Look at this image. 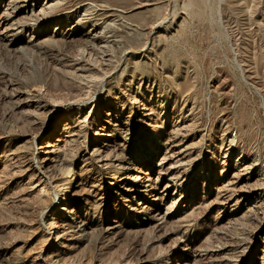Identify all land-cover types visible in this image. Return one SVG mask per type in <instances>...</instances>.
<instances>
[{
	"label": "rangeland",
	"instance_id": "rangeland-1",
	"mask_svg": "<svg viewBox=\"0 0 264 264\" xmlns=\"http://www.w3.org/2000/svg\"><path fill=\"white\" fill-rule=\"evenodd\" d=\"M47 1L7 8L0 0V15L18 13L9 29L0 25V264H264V0H192L187 13L181 0H54L53 11L30 21L19 15ZM82 5L98 9L85 18ZM78 22L84 27L75 29ZM90 28L118 44L95 54L84 42ZM89 74L99 79L88 82ZM29 110L45 121L33 125ZM180 110L179 125L191 126L177 133ZM107 118L124 127L114 138L100 129ZM65 124L79 137L71 140ZM43 131L38 143H68L47 157L49 168L31 140ZM93 142L116 144L91 156ZM241 153L247 171L235 167ZM160 165L186 179L174 197L185 194L177 214L164 219L173 199L161 216L141 208L173 183L162 176L149 188ZM141 171L144 183H128ZM126 185L141 188L139 198L121 197ZM85 203L91 230L65 235L61 210ZM47 249L58 262L38 260Z\"/></svg>",
	"mask_w": 264,
	"mask_h": 264
},
{
	"label": "bare ground",
	"instance_id": "bare-ground-1",
	"mask_svg": "<svg viewBox=\"0 0 264 264\" xmlns=\"http://www.w3.org/2000/svg\"><path fill=\"white\" fill-rule=\"evenodd\" d=\"M3 1V5L4 6H6L7 8H10L13 4H15V3H17L18 2V0H2ZM27 1L28 0H23V2L26 4L27 3ZM37 1V0H36ZM54 0H48L47 2H45V5H43V7L42 8H40V10H39V12L37 11L38 9L37 8H35V9H31V8H29V7H26L25 5H24V7H23V9H21L22 10V12L21 13H19V15H21V18L22 19H29V21H30V19L31 18H34V17H37V15H41V14H43V13H45V12H47V11H53L54 9H55V7H57L56 6V3H54L53 2ZM178 1V0H177ZM200 1H202L203 3H204V0H200ZM222 2L224 1V0H221ZM86 2H87V0H86ZM142 3V2H141ZM140 3V4H141ZM219 3H220V0H219ZM59 5V4H58ZM89 5H91V3L89 4ZM93 5H95V4H93ZM222 5V4H221ZM32 6H34V5H32ZM138 6H140V5H138ZM193 6H194V4H193V1L192 0H181V8H182V10L185 12V13H187V12H189V10H191L192 8H193ZM220 6V5H219ZM5 7V8H6ZM17 7V6H16ZM77 7V6H76ZM94 6H90V8H88L87 7V5H82L81 7H80V9H83V16L85 17V18H87V16L89 15L90 16V11L91 10H93V9H96V7H94ZM12 8V7H11ZM15 8V7H14ZM91 8H93V9H91ZM110 9V7H106L105 8V10L106 9ZM136 8V7H135ZM177 8H178V6L176 5L175 7H174V12H176L177 11ZM97 9H98V7H97ZM102 9V8H101ZM100 9V10H101ZM112 9V8H111ZM218 10H220V8H218ZM6 11V10H5ZM36 11H37V13H36ZM78 11V10H77ZM99 11V10H98ZM94 12V11H93ZM217 12H219L217 15L218 16H220L219 14H221V12L220 11H217ZM99 14V13H98ZM123 14V13H122ZM17 15H18V13L16 14V15H12V12L11 13H5L4 12V15L2 14V15H0V16H2V18H1V20H0V25L1 26H5L6 28H10V26H9V23H10V19L11 20H14V18L15 17H17ZM93 15V14H92ZM95 15H97V14H95ZM43 16V15H42ZM221 16H222V14H221ZM47 17H49V15L47 16ZM123 17H125V18H130L131 17V15L130 14H123ZM43 18V17H42ZM91 18V17H90ZM18 19H19V17H18ZM121 19H123V18H121ZM165 19V18H164ZM225 19V18H224ZM43 20V19H42ZM81 20H82V18H81ZM89 20V19H88ZM166 20V19H165ZM164 20V21H165ZM221 19H219V21H220ZM18 21H22V20H18ZM28 21V22H29ZM32 21V20H31ZM39 21V20H38ZM124 21V20H123ZM164 21H162V22H164ZM167 21V20H166ZM165 21V22H166ZM222 21V20H221ZM220 21V22H221ZM37 22V21H36ZM168 22V21H167ZM224 22V21H223ZM13 23V22H12ZM34 23V22H33ZM161 23V22H160ZM159 23V24H160ZM22 24V23H21ZM29 24V23H28ZM36 24V23H35ZM163 24V23H162ZM221 24V23H220ZM23 25H24V23H23ZM22 25V26H23ZM30 25V24H29ZM223 25V24H222ZM16 26V25H15ZM41 26V25H40ZM94 26V25H93ZM160 26V25H159ZM162 26V25H161ZM164 26V25H163ZM78 27H84V24H81V22L79 23H77V25L75 26V29H77ZM145 27V26H144ZM43 28V27H42ZM5 29V28H4ZM22 29V28H21ZM20 29V30H21ZM91 29V28H90ZM101 29V28H100ZM19 30V31H20ZM39 29L37 28V29H35V31H38ZM99 30V29H98ZM97 29H94V28H92L89 32H86V34H84L83 36H84V39H85V41L84 42H88V43H86L87 45L88 44H91L92 45V47L94 48V50L96 49V50H98L97 51V53H95V54H98V52L100 51V52H102V53H99V54H102L103 55V51L107 48L108 49V51H109V46L108 45H110V48H112V44H115V42H111V44H110V42H109V40H107L106 39V37H105V35H104V33H105V31H103V30H100V31H98ZM105 30V29H104ZM146 30V29H145ZM144 30V31H145ZM150 30H152V29H150ZM149 30V31H150ZM7 31V30H6ZM9 31V30H8ZM107 32V31H106ZM148 32V31H147ZM154 31H152V33H153ZM14 32H7L6 34H7V36H6V39H10V38H12V37H14L15 35L13 34ZM49 33V32H48ZM151 33V32H150ZM3 34V33H2ZM38 34V33H37ZM74 34H76V32H70V33H68L66 36H64V38L65 39H67L66 41H70V40H73V36H74ZM16 35H18V34H16ZM140 35V34H139ZM138 35V36H139ZM155 35V34H154ZM34 35H31L30 37H29V39L31 38H35V37H33ZM141 36V35H140ZM146 40L148 39V38H150L149 37V33H146ZM108 37V36H107ZM47 38H49V37H47ZM83 38V37H82ZM110 38V37H109ZM152 38H153V35H152ZM36 39L38 40V38H37V36H36ZM45 39V38H44ZM44 39H42V40H44ZM118 39V38H117ZM36 40V41H37ZM41 40V39H40ZM116 40V39H115ZM114 40V41H115ZM153 40V39H152ZM30 41V40H29ZM45 41H46V39H45ZM119 41V40H118ZM117 41V42H118ZM147 41H150L149 39L147 40ZM42 42V41H41ZM9 45L12 43V40H10L9 42ZM27 43V42H26ZM116 44H118V43H116ZM115 44V45H116ZM146 45H147V43H145ZM148 44H149V42H148ZM5 45V44H4ZM26 45V44H25ZM84 45V44H83ZM146 45H144V46H146ZM6 46V45H5ZM84 46H86V45H84ZM144 46H143V48H144ZM23 47V46H22ZM83 47V46H82ZM91 47V46H90ZM117 47V46H116ZM17 48V47H16ZM80 48V47H79ZM84 48V47H83ZM115 48V47H114ZM114 48H112V49H114ZM142 48V47H141ZM140 48V49H141ZM11 49V48H10ZM117 49V48H116ZM129 49V48H128ZM148 49V48H147ZM80 50V49H79ZM85 51V49H82V51ZM94 50H93V52H94ZM132 51V54L133 55H135V54H137V53H139L138 51H139V48H135V49H131ZM81 52V54L82 55H84L85 56V54L87 53H85V52ZM112 51H114V50H112ZM112 51H110V57L113 55H111V52ZM92 52V53H93ZM145 52V51H144ZM85 53V54H84ZM80 54V55H81ZM109 54V53H108ZM88 55V54H87ZM128 55H130V53L128 54ZM83 56V57H84ZM89 56H91V54L89 53V55H88V58H89ZM105 56V55H104ZM108 56V55H107ZM136 56V55H135ZM106 57V56H105ZM109 57V56H108ZM86 58H87V56H86ZM91 58V57H90ZM106 59H108V58H106ZM110 59V58H109ZM108 59V60H109ZM112 59V58H111ZM114 59H115V57H114ZM105 60V59H104ZM103 60V61H104ZM102 61V62H103ZM121 61V60H120ZM119 61V62H120ZM126 61V60H125ZM124 61V62H125ZM106 61H104V64H107L108 63V65H109V63L110 62H107V63H105ZM117 64V63H116ZM119 64V63H118ZM120 66V65H119ZM118 66V67H119ZM117 67V68H118ZM120 68V67H119ZM122 68V67H121ZM81 69V68H80ZM114 69H116V68H114ZM113 69V70H114ZM125 69V68H124ZM79 71V70H78ZM82 71V70H81ZM116 71V70H115ZM114 71V72H115ZM121 71H122V69H121ZM84 72V71H83ZM92 72V71H91ZM88 73V72H87ZM110 73V72H109ZM109 73H107V75H109ZM91 74V73H90ZM86 75L87 76V78H89V80H88V82L89 81H94L95 79L97 80V79H99V78H94L93 79V77H94V74L91 76V75ZM104 74V73H103ZM112 74V73H111ZM80 75V77H82L81 75L82 74H79ZM113 75V74H112ZM117 75V74H116ZM78 76V75H77ZM83 76H85V75H83ZM103 76V75H102ZM105 77H106V74H105ZM104 77V78H105ZM112 77H115V76H112ZM103 78V77H102ZM103 78V79H104ZM244 78V77H243ZM82 79H83V77H82ZM85 79V78H84ZM102 80V79H101ZM83 81V80H82ZM92 81V82H93ZM96 82V81H95ZM94 82V83H95ZM99 83H100V81H99ZM101 88V87H100ZM102 88L104 89V87L102 86ZM98 94V93H97ZM101 94V93H100ZM99 95V94H98ZM89 98V97H88ZM101 99V98H100ZM72 100H74L75 101V99H72ZM93 100V99H92ZM79 101H80V99H79ZM84 101V100H83ZM26 103V106H31L32 104H33V101H25ZM70 103L71 104H75V103H78V102H71L70 101ZM69 103V104H70ZM81 103V102H80ZM83 103V105H85L86 106V101L85 102H82ZM70 104V105H71ZM162 104V103H161ZM75 105H77V104H75ZM80 105H82V104H80ZM74 106V105H73ZM79 106V105H78ZM49 107V106H48ZM53 107V106H52ZM75 107V106H74ZM148 107V105L147 104H145L144 105V108L146 109ZM67 108V107H66ZM79 108V107H78ZM48 109H50V111L49 112H51V111H54V109L53 108H48ZM66 110V109H65ZM70 110V109H69ZM48 111V110H47ZM57 111V110H56ZM165 112H166V110H164ZM31 112L32 111H27V114L29 115V117H30V119H31V123L33 124V125H36L37 126V124H38V122H39V120H38V118H40L37 114H31ZM49 112H46L47 114L49 113ZM46 114V115H47ZM105 115V114H104ZM109 116V115H108ZM115 116V115H114ZM178 116V120H176V123H175V126H174V130H175V132H177V133H179L181 130H185V129H187L188 127H190L191 126V124L190 125H187V126H180L179 125V122H180V119L182 118V116H183V112H182V110H180V112H179V114L177 115ZM87 118V117H86ZM147 118V117H146ZM41 119V118H40ZM42 120V119H41ZM78 120V119H77ZM83 121H84V119H82ZM45 121V119L44 120H42V122H44ZM126 121V120H125ZM186 118H184L183 120H182V125H185L186 124ZM41 122V121H40ZM80 122V121H79ZM114 122V121H113ZM144 122V121H143ZM189 122V121H188ZM78 123V122H77ZM101 130L104 132L103 133V136H105V137H109V138H114L115 136H116V134L117 133H121L122 131H123V128H122V126H121V123L119 122V121H115L113 124H111L112 122L110 121V120H108V118L107 119H101ZM124 123H126V122H124ZM194 123V122H193ZM40 124V123H39ZM43 124V123H42ZM41 124V125H42ZM74 124H76V123H74ZM82 124H84V123H82ZM129 124H130V122H128L126 125H127V127L129 126ZM43 126V125H42ZM123 126H125V125H123ZM193 126V125H192ZM70 129V132H68V133H71V140H75L76 138H78L79 137V135H80V129L78 128V127H75V125L73 126V127H71L69 124H65V127H64V130H69ZM172 129V130H173ZM39 130H41V128L39 129ZM53 131H55V129L53 128L52 129ZM126 130V129H125ZM52 131V132H53ZM44 133H45V131H43V132H40V133H36V135H35V137H34V139H31L32 141H34V143L31 141V143H33V145L32 146H34V148H36V150L35 151H37V153L39 154V155H41L42 156V161L43 162H45V165H46V167H50L51 166V163L53 162V159H49L48 160V158L47 157H49V155L50 154H52L55 150H59L60 149V151H62L63 149H64V143H66L67 141H63V146H60L59 145V143H55V140H54V145H53V143H51L50 141H47V142H40V143H38V138H42L43 137V135H44ZM126 133V132H125ZM128 133V132H127ZM173 134V133H172ZM125 135V134H124ZM123 135V136H124ZM126 136V135H125ZM172 136V135H171ZM169 137V136H168ZM167 138V137H166ZM170 138V137H169ZM168 138V139H169ZM172 138V137H171ZM175 138V137H174ZM40 139H39V141H40ZM69 139V140H70ZM80 139V138H79ZM122 139V138H121ZM123 139H124V137H123ZM42 140V139H41ZM68 140V139H67ZM78 140V139H77ZM76 140V141H77ZM171 140V139H170ZM175 139H173L172 138V141H168L167 140V144L169 143V142H171V146H173L174 144H175V141H174ZM59 142V141H58ZM38 143V144H37ZM72 143V142H71ZM75 143V142H74ZM114 144H113V146L112 147H109L108 145H105L104 147H103V149L101 148V146L99 145V143H95V142H93V145H92V147H91V149H90V152H91V156H95V155H98V154H100L101 153V151L103 150V152H105V153H107L106 151H108L110 148V150H114L115 149V142H113ZM237 143H238V139L236 138V137H234V138H231L230 139V141L228 142V144H229V146L231 147L229 150H228V152L227 153H230L232 150H233V147L235 146V145H237ZM68 143H66V145H67ZM105 144V143H104ZM110 145V144H109ZM166 145V144H165ZM170 145V144H169ZM103 146V145H102ZM121 146V145H120ZM167 146V145H166ZM167 148V147H166ZM117 150V149H116ZM111 152V151H110ZM114 152V151H113ZM169 152V149H167V150H165L163 153L165 154H163L164 156L161 158V162H164L168 157H169V155L167 156V154H169L168 153ZM229 155V154H228ZM86 156V155H85ZM100 156H101V154H100ZM100 156H99V158H100ZM107 156V155H106ZM118 156V155H117ZM242 156V153L239 155V157H238V159L236 160V163H238V162H240L238 165H236L235 164V167H242L243 169L245 168V170L247 169L246 167L247 166H249V165H247L245 162H243L242 160H243V158H241L240 159V157ZM88 157V156H87ZM106 158V157H105ZM105 158H103L104 160H106ZM87 159H89V158H87ZM103 160V161H104ZM109 161V160H108ZM37 163V162H36ZM39 165V164H38ZM43 165V164H42ZM174 165V164H173ZM39 166H37V168H38ZM163 165H160L159 166V169H158V172H157V178H156V180L155 181H153L152 179H149L150 180V185H149V188L151 187V188H153L152 186H153V184H155L162 176H167V177H170L169 178V180H170V182H171V180L173 181V183H167V184H165V186L163 187V189H162V191H160L156 196H154V198H153V201H152V204H149V205H142L141 206V208H143V209H145L147 212H151L152 210L154 211L153 213H154V215H157V216H161L162 215V209H161V206L163 205V203H165V202H167L168 200H170V199H173L172 200V206H171V208L167 211L166 210V212H165V215L163 216V219L166 217V216H168L169 215V217H171L172 215H174V214H177V211H178V209L179 208H177L176 209V211H174V212H172V210H173V207L174 206H176L177 204H178V202H179V200L180 199H182L183 198V200H184V198H185V194L184 193H181V195L179 196V199H177V198H174L175 197V195H177V194H179V190H178V187L179 186H181V184L182 183H184V181L186 180V179H184L183 181H181V177H179L178 175H175L173 172H172V168L173 167H169V168H167V169H163ZM44 168V167H43ZM249 168V167H248ZM120 170L122 169V167H120L119 168ZM250 169V168H249ZM43 170H45V169H43ZM48 170V169H47ZM247 171V170H246ZM39 172V171H38ZM46 172V171H45ZM142 173L139 175H131L129 178H128V180H129V182L128 183H134V184H141V183H144V181H146V178H148L149 177V174H147L146 172L145 173H143V171H141ZM41 173V172H40ZM44 173V172H43ZM142 175V176H141ZM39 176V175H38ZM150 177H152V174L150 175ZM47 179H48V177H47ZM127 194H131L127 199H136V198H139V196L141 195V188H131V187H129V185H126V187L125 188H123L122 190H120L119 191V195L122 197V196H124V195H127ZM88 202V201H87ZM90 204V203H89ZM86 205L88 206V204L87 203H85V206H83V208H80V210L77 212V211H74V208H75V206L76 205H73L70 209H67L66 207L65 208H63L62 210H61V218H62V220L60 221V227L62 228V231H63V233H65V235L66 234H70V235H72V236H74L75 237V239H78V237L79 236H83V235H85V233H86V231H88L89 229L91 230V228H92V225L90 224V222H88L87 221V219L85 218V216H84V214H85V210H86ZM132 207H133V205H132ZM131 207V208H132ZM258 207V206H257ZM260 207V206H259ZM61 209V208H60ZM80 213H83V215L82 214H80ZM70 214V215H69ZM264 214V213H263ZM67 216H70V217H68V219H67ZM155 217V216H154ZM50 228H51V230L52 229H54L55 227H54V225H52V226H50ZM59 230V229H58ZM51 232V231H50ZM58 232V231H57ZM62 233V234H63ZM49 234V233H48ZM53 234V233H52ZM57 234V233H56ZM53 235V236H56V238L59 236V235ZM61 234V235H62ZM51 235V234H50ZM64 236V235H63ZM178 242V241H177ZM175 243V242H174ZM176 244V243H175ZM186 248V247H185ZM184 248V249H185ZM189 251V250H188ZM56 253V252H55ZM55 253H54V251L53 250H41L40 251V253L38 254V256H37V258H38V260L40 261V262H44V261H46L47 259H51V260H54L55 259V261L56 262H58L57 260H58V257L55 255ZM57 254H58V252H57ZM183 258V257H182ZM57 259V260H56ZM47 264V263H46Z\"/></svg>",
	"mask_w": 264,
	"mask_h": 264
}]
</instances>
